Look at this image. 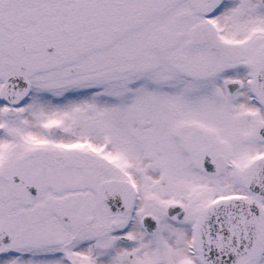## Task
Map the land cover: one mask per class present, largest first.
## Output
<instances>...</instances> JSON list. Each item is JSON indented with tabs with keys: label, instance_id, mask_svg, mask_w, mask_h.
<instances>
[{
	"label": "snow or ice",
	"instance_id": "obj_1",
	"mask_svg": "<svg viewBox=\"0 0 264 264\" xmlns=\"http://www.w3.org/2000/svg\"><path fill=\"white\" fill-rule=\"evenodd\" d=\"M0 264H264V0H0Z\"/></svg>",
	"mask_w": 264,
	"mask_h": 264
}]
</instances>
